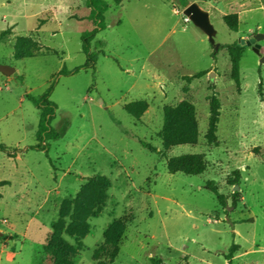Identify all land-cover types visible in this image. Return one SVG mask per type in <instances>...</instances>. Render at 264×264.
<instances>
[{"label":"rangeland","instance_id":"374dc122","mask_svg":"<svg viewBox=\"0 0 264 264\" xmlns=\"http://www.w3.org/2000/svg\"><path fill=\"white\" fill-rule=\"evenodd\" d=\"M107 2L95 67L85 68L87 0H0V64L14 69L0 71V264H264V64L245 46L238 88L223 47L264 34V0ZM192 3L209 12L218 52L185 20ZM232 13L238 32L223 21ZM51 86V128L62 136L46 153L32 148L41 111L29 97ZM212 93L217 145L206 137ZM182 101L195 107L198 143L167 150L165 110ZM184 154L203 155L206 170L169 173Z\"/></svg>","mask_w":264,"mask_h":264},{"label":"trees","instance_id":"16d2710c","mask_svg":"<svg viewBox=\"0 0 264 264\" xmlns=\"http://www.w3.org/2000/svg\"><path fill=\"white\" fill-rule=\"evenodd\" d=\"M117 2L123 0H116ZM182 7H186L189 3L188 0H175ZM87 6L90 9V18L93 20L95 27L89 31H85L82 34V47L83 52L87 56V62L84 65L85 68L95 67L97 60V53L92 52L91 42L95 39L99 30L105 27V13L108 10L107 0H87ZM223 21L232 32H238L239 30V16L237 13L226 14L223 16ZM229 55L231 64V79L234 81L236 86L240 87V61L245 46L240 45L238 42L233 44H227L223 46ZM78 71V70H77ZM205 72H198L192 76L186 77L187 86L193 79H198L204 76ZM185 87L186 91L188 87ZM53 86H51L47 93L42 97H29L35 106L41 111L39 130L37 132V139L39 143L32 148L35 150L48 152L46 140L58 139L62 136V132L55 131L51 128V121L54 118L56 105L50 100ZM210 106V119L207 130V140L210 144L217 145V130L218 123L220 120V101L216 93H212L209 97ZM125 110L131 116L137 118L139 112L130 106H126ZM144 111V107L140 108V113ZM166 124L164 128V137H162L163 146L169 150L179 145H196L199 138V128L196 118V110L192 103L188 101H182L175 108H167L165 110ZM149 150L154 151V148L150 145L145 144ZM0 149L6 151L5 147L0 145ZM11 156L13 153H9ZM168 172L183 173L186 175H200L206 170V162L201 154H184L177 157H173L168 161L167 164ZM206 189L210 190L216 197L217 201L221 206H225V197L219 193L218 189L214 187V182L207 183ZM240 192H235L233 196V203L240 202ZM118 241L114 243V249L112 250L110 263L113 262L117 256L121 247ZM238 245L232 244L225 255L226 260L231 261L238 251ZM152 264H166L159 257L151 259Z\"/></svg>","mask_w":264,"mask_h":264},{"label":"water","instance_id":"95a60500","mask_svg":"<svg viewBox=\"0 0 264 264\" xmlns=\"http://www.w3.org/2000/svg\"><path fill=\"white\" fill-rule=\"evenodd\" d=\"M184 15L194 23L198 28H200L208 37L209 42L214 47V51L218 52L221 48L220 44L215 42L216 30L211 23L209 12L202 9L197 3H192L184 10ZM264 40V34L255 33L250 39H240L239 44L242 46H249L253 51L259 56L260 63L264 64V55L261 52L260 41ZM0 71L6 75H11L14 69L0 64ZM212 76V75H211ZM239 189L238 186L235 187V191Z\"/></svg>","mask_w":264,"mask_h":264},{"label":"built area","instance_id":"2783aa9c","mask_svg":"<svg viewBox=\"0 0 264 264\" xmlns=\"http://www.w3.org/2000/svg\"><path fill=\"white\" fill-rule=\"evenodd\" d=\"M185 20L188 21V18H186Z\"/></svg>","mask_w":264,"mask_h":264}]
</instances>
